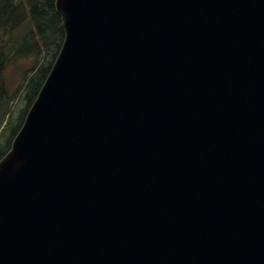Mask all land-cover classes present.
<instances>
[{"label": "water", "instance_id": "95a60500", "mask_svg": "<svg viewBox=\"0 0 264 264\" xmlns=\"http://www.w3.org/2000/svg\"><path fill=\"white\" fill-rule=\"evenodd\" d=\"M54 7L0 159V264H264V0Z\"/></svg>", "mask_w": 264, "mask_h": 264}, {"label": "rangeland", "instance_id": "374dc122", "mask_svg": "<svg viewBox=\"0 0 264 264\" xmlns=\"http://www.w3.org/2000/svg\"><path fill=\"white\" fill-rule=\"evenodd\" d=\"M14 30L15 32H11L10 30L9 33H0V54H3V59L6 62L0 73V90H4L6 98L10 102V110L0 112V152H4L9 146L13 131L21 122L24 111L29 103L28 100L33 96L35 91V88L33 91L31 90L30 84L31 76L35 74L32 69H37L40 65L49 66L53 61L52 56L56 48V45H54L48 49L50 56H47L46 52L44 56L40 55L38 58L31 59L22 54L17 56L7 55L6 52H10L11 50L14 52L15 41L22 33L23 28L19 27ZM30 38L38 40L36 33L31 34ZM48 41H51V39ZM29 47L30 43L26 41L25 51H28ZM27 101L28 103H26ZM5 113L6 115H4Z\"/></svg>", "mask_w": 264, "mask_h": 264}, {"label": "trees", "instance_id": "16d2710c", "mask_svg": "<svg viewBox=\"0 0 264 264\" xmlns=\"http://www.w3.org/2000/svg\"><path fill=\"white\" fill-rule=\"evenodd\" d=\"M7 2H11V3H15L17 5H21L24 7L25 3L22 2V0H6ZM49 1V0H48ZM47 1V3H48ZM2 3H5L4 1L0 0V4ZM13 3V4H14ZM28 3V6L32 7V15L33 17L36 16V11L37 10H40L41 9V0H28L27 1ZM19 27H22L23 28V31L22 33L20 34V36L16 39L15 41V49H14V56H17L19 55L18 54V50H20V54L22 55H26V57L28 59H31V58H38L40 55H45V53L47 52V56H50V52L49 51H45V52H40V49H41V45L43 46V48H46L47 46H50L51 43L49 41V43L47 42V40L51 39V31L47 32L46 29H40L39 28V25H37V29H36V34H37V37H38V40H33V38L31 39L30 38V28L26 25H23L21 24L20 22L17 23L16 25H13L11 27V32H15L14 29L16 28H19ZM59 45H61L62 43V40H63V31H62V28H61V24L59 26ZM34 34V33H33ZM26 41H28L30 43V47L28 49V51H25V43ZM23 42V45H21L20 43ZM40 52V53H39ZM10 52H6L7 55H9ZM46 56V57H47ZM53 57H56V53L52 56V59ZM7 61V60H6ZM6 62L5 60L3 59V54H0V73L3 69V67L5 66ZM41 68V70H39ZM38 68L36 71H34L35 69H32V71L35 72V74L32 75L31 79H30V84H31V90L33 91V89L35 88V91L33 93V96L31 98H29V103L27 105V108L25 109L24 111V116L21 120V122L19 123V125L14 129L13 131V134L11 136V139H10V143H9V146L6 148V150L4 152H0V159L3 157V155L8 151L9 147H10V144L14 138V136L16 135V133L18 132L19 128L21 127L22 123H23V120L25 118V115L27 113V110H28V107L31 105V103L34 101L39 89L41 88L50 68L47 67V68H43V67H40ZM42 72V74H41ZM35 75V76H34ZM31 91V92H32ZM9 100L6 98V95H5V92L4 90L1 91L0 90V112H5V111H9L10 108H9ZM3 106V108H2ZM6 115V113L4 114ZM1 124V123H0Z\"/></svg>", "mask_w": 264, "mask_h": 264}, {"label": "flooded vegetation", "instance_id": "af4514ba", "mask_svg": "<svg viewBox=\"0 0 264 264\" xmlns=\"http://www.w3.org/2000/svg\"><path fill=\"white\" fill-rule=\"evenodd\" d=\"M5 3L0 4V33H9L11 27L16 25L17 23H21L30 28V35L36 33L37 25L39 28L46 29L47 32L51 31V45L43 48L41 45L40 52H45L46 50L54 45L56 48L54 50L53 55L58 53L60 45H59V26L61 24L60 17L55 11L54 0H41V9L36 11V16L32 15V7L28 6V0H22L25 3L24 7L19 6L17 4L7 2L6 0H2ZM48 1V3H47ZM49 43V41L47 40ZM23 45V42L20 43ZM16 46V45H15ZM53 50V48H52ZM39 52V53H40ZM14 54L12 50L9 55ZM18 54H20V50H18ZM55 57H53L54 59Z\"/></svg>", "mask_w": 264, "mask_h": 264}, {"label": "bare ground", "instance_id": "6f19581e", "mask_svg": "<svg viewBox=\"0 0 264 264\" xmlns=\"http://www.w3.org/2000/svg\"><path fill=\"white\" fill-rule=\"evenodd\" d=\"M55 1V0H54ZM4 222H5V226L8 228V223H7V221L6 220H4ZM2 237L5 239V241H7V239H8V235H4V234H2ZM5 245V244H4ZM4 245H3V247H4ZM3 250H5L6 249V246L4 247V248H2ZM2 249H1V251H2Z\"/></svg>", "mask_w": 264, "mask_h": 264}]
</instances>
